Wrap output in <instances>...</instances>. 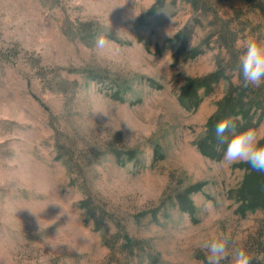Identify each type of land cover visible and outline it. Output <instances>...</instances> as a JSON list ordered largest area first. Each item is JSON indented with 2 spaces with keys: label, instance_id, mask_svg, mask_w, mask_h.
I'll return each instance as SVG.
<instances>
[{
  "label": "rangeland",
  "instance_id": "rangeland-1",
  "mask_svg": "<svg viewBox=\"0 0 264 264\" xmlns=\"http://www.w3.org/2000/svg\"><path fill=\"white\" fill-rule=\"evenodd\" d=\"M256 2L0 0V264H207L221 237V264H264L245 162L201 150L245 42L264 44Z\"/></svg>",
  "mask_w": 264,
  "mask_h": 264
},
{
  "label": "trees",
  "instance_id": "trees-1",
  "mask_svg": "<svg viewBox=\"0 0 264 264\" xmlns=\"http://www.w3.org/2000/svg\"><path fill=\"white\" fill-rule=\"evenodd\" d=\"M185 1H187L195 10H199L202 7L204 9L206 7L205 4L202 3V0ZM251 1L254 2V0ZM254 4L261 13L264 14V3L256 2ZM232 39L233 38H231L230 35H224L222 37L223 45L226 48H229ZM223 76H225L224 72L219 70L204 80L193 81L192 84H194L193 86L195 87L209 86L211 83L217 82L220 77ZM194 88L189 87L191 92L187 95L192 97V93L195 91ZM260 109H262V112L264 113V100L259 90L251 86H236L231 83L227 96L221 103H219V114L210 123L209 133L201 144V150L203 153L210 158L221 157V155L218 154V146L221 145L222 141L215 135V126L217 123L223 120L231 121L232 126L225 132V136L228 137L233 130L239 133L250 127H257L258 122L255 124L252 123V121L256 114H259L260 116L263 114L259 112ZM238 116H241V119L235 118ZM258 121H260V118ZM242 122L244 124H242ZM228 138L230 139L231 136ZM261 145H264V141ZM243 166L246 167L248 172L240 187V193L244 195L243 198L245 199L246 207L250 210L264 209V172L252 170L247 163H244ZM83 205L88 209L90 216L95 218L97 225H99L100 222L98 218L95 217L98 214L97 209L95 207H90L87 201ZM99 214H101V212ZM124 240L125 244L131 245L133 243V240L128 235H124Z\"/></svg>",
  "mask_w": 264,
  "mask_h": 264
},
{
  "label": "clouds",
  "instance_id": "clouds-1",
  "mask_svg": "<svg viewBox=\"0 0 264 264\" xmlns=\"http://www.w3.org/2000/svg\"><path fill=\"white\" fill-rule=\"evenodd\" d=\"M166 35L171 36L170 32H166ZM105 44L106 40L103 36L97 38L95 42L98 49H102ZM235 70L239 72L244 87L251 85L259 88L264 85V44L253 39L246 41L243 51L237 56ZM128 126L132 129L130 125ZM231 126L230 120L220 121L215 126L216 137L222 142L227 140L223 162L231 164L242 161L252 170L264 172V145L259 144L256 130L250 128L235 133L229 139L225 136V132ZM228 244L229 240L226 237L213 238L206 242L203 247L207 250V264H221L229 254ZM231 255L232 264H250V256L243 248L233 249Z\"/></svg>",
  "mask_w": 264,
  "mask_h": 264
}]
</instances>
